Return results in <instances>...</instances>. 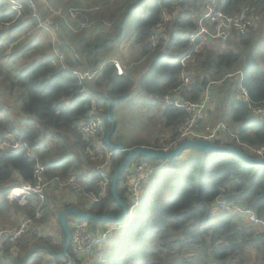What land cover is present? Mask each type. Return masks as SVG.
Instances as JSON below:
<instances>
[{
  "label": "trees",
  "instance_id": "trees-1",
  "mask_svg": "<svg viewBox=\"0 0 264 264\" xmlns=\"http://www.w3.org/2000/svg\"><path fill=\"white\" fill-rule=\"evenodd\" d=\"M90 2L92 12L83 11L79 17L85 23L83 26L78 27L80 23L73 25L76 28H70L67 14L62 11L56 23L50 22L53 28V35H50L47 31L49 26L37 27L39 19L31 17L25 0L21 1L18 17L5 1L0 0V84L8 91L18 92L16 99L22 115H32L37 120L16 131L14 123L0 112V188L14 174L15 183L35 181V166L42 164L45 167L43 176L48 180L58 177L62 181L72 175L79 183V189L73 192L74 202L65 203L60 208L74 207L94 214L120 212L111 196L110 182L99 202L87 201V195L98 196L101 190L102 179L93 166V158L100 154L98 162H102L109 149L106 146L107 149H96L94 140L85 139L75 127V122L87 115L92 99L97 112L106 116L109 98L113 102L110 116L116 129L113 109L129 94L133 80L126 74L117 75L110 61L101 67L98 65L100 53L121 37L131 11L136 18L134 43L140 47L143 56H153L140 81L152 99L169 93L178 85L182 69L180 62L186 55H189L187 61L190 64L186 70L191 85L182 96L190 100L199 99L210 82L221 81L225 76L223 82L226 83L232 73L240 69L242 76L237 87L232 89L229 85L225 92L232 90L234 94V97L225 99L232 128L224 122L228 129L219 133L215 142L234 145L253 156H256V149L264 148V61L252 59V63L249 60L238 63L242 58L236 51L238 45L250 44L253 29L245 34L234 33L235 39L224 46L218 41L214 46H201L196 50L199 41L192 42L187 35L197 29L199 12L191 10L188 4H201L200 0ZM221 5L227 14L239 13L248 6L253 23L264 21V0H224ZM37 6L40 16L45 18ZM87 21L94 24L85 28ZM157 25H162V28L154 43L150 36L157 33ZM65 31L71 33L66 36ZM39 32L46 37L45 44L38 41L25 44V37L20 38ZM54 39L59 42L53 43ZM68 49L71 56L60 59L59 55L62 57L61 53ZM19 60L23 62L18 63ZM73 66L83 68L81 71L100 68L93 85L81 84L72 73ZM101 85L103 88L97 90L98 94L92 91ZM240 87L245 89L248 101L239 97ZM250 106L259 107L260 111L252 112ZM161 110L167 137L152 148H161L174 140L185 116L183 110L173 106H161ZM223 119V114L218 116V121L223 122ZM109 128L110 122L105 118L104 127L96 137L103 140ZM6 134L20 145L12 146ZM48 136L62 146L60 152H54L55 145L46 142ZM133 146L149 147L140 143L125 147ZM110 151L109 181L113 169L124 158L123 152ZM195 151L197 153L181 166L176 158L168 161L169 167L161 170L143 193L135 216H127L119 222L124 224L106 240L108 244L100 255L101 260L92 264H264V232L239 215L213 214L211 209L215 197L223 195L229 202L240 203L253 211L264 223V165H250L228 153ZM138 159L134 157L130 163ZM123 171L117 192L129 206L122 185ZM54 187L59 188L57 185ZM8 190L9 186L1 188L2 194ZM31 197L17 209L25 217L34 218L36 205ZM45 201L43 214L48 210ZM10 206L8 202H2L0 209ZM68 216L71 218L72 214ZM87 221L93 230H98L97 227L104 223ZM60 237L61 243H56L51 236L40 234L38 229L31 227L17 240L4 243L0 264H20L24 255L36 245L60 252L62 235ZM46 255L50 256L45 251H36L25 264H80L77 256L70 254V248L64 257L50 256L48 259Z\"/></svg>",
  "mask_w": 264,
  "mask_h": 264
},
{
  "label": "built area",
  "instance_id": "built-area-1",
  "mask_svg": "<svg viewBox=\"0 0 264 264\" xmlns=\"http://www.w3.org/2000/svg\"><path fill=\"white\" fill-rule=\"evenodd\" d=\"M5 1L9 8L15 11V17H18L21 12L22 0H2ZM31 10V17L38 18V28H46L50 24L47 18H42L37 6V0H25ZM201 10L196 19V30L187 35V38L195 42L202 36H208L211 38H220L226 40L230 33L243 34L253 27V19L248 13V6L244 7L239 13L227 14L223 12L222 6L219 4V0H200ZM60 14H62L60 12ZM68 24L70 28H76L69 21L72 18L78 16V11L70 9L68 13ZM166 19V18H165ZM85 23H81L78 27L83 26ZM157 33L150 36L151 42H156L158 39V32H160L162 25H157ZM189 59V55L184 56L181 59V72L179 75L178 85L169 93L160 96L158 100L162 106H173L177 109H181L185 112L183 122L179 128L178 134L171 142L163 145L161 150H170L178 143L187 139H206L215 142L219 133L228 129L224 122L218 121L215 124L202 128L200 126L201 121L206 117V111L210 105V96L206 90L202 96L197 100H190L184 98L182 93H185L190 89L191 79L186 70L185 63ZM115 73L118 75L123 74V69L120 63L112 61ZM187 64V62H186ZM80 83L85 85L86 80L93 77L94 72L72 70ZM214 83V82H210ZM239 97L244 101H248L247 93L243 87L239 89ZM252 112L260 111L259 107L250 106ZM105 118L97 112V108L94 99L91 100L90 107L87 115L75 122V127L79 130L81 135L85 139L94 140V146L96 149H107L103 144L102 138L98 139L96 134L104 127ZM14 145H20L19 142L13 141L11 135L6 134ZM255 155L264 157V148L256 149ZM111 151H107L106 158L96 167V170L101 176V190L98 196L93 194L87 195V201L89 203L99 202L102 196L106 192V188L109 184L107 168L110 164ZM148 159L139 158L137 161L130 163L123 171L122 185L125 188V195L130 203L128 206V216L130 217V211L135 210L139 205L143 193L151 182L158 176L162 170L161 164L155 162H149ZM45 167L42 164L35 166V181L33 182H18L9 191L10 202H23L25 199L35 196V213L34 218H25L17 227L9 229H0V256L1 251L6 241H15L21 237L28 229L32 227V220L41 218L42 206L45 200L46 190L50 186H59V188H65L70 191H76L79 189V183L72 175L59 181L58 177L48 180L43 176ZM59 182V183H58ZM211 209L213 212H226L236 214L243 217L247 222L258 226L260 230L264 232V223L259 220L253 211L246 209L242 204L236 202H229L223 195L215 197ZM70 226V254L77 256L79 260L91 255L94 249L100 247L111 234L122 226H102L98 230H93L87 220H81L71 217L69 220ZM0 262L2 258L0 257ZM67 264H70L69 262ZM73 264V263H72Z\"/></svg>",
  "mask_w": 264,
  "mask_h": 264
},
{
  "label": "rangeland",
  "instance_id": "rangeland-1",
  "mask_svg": "<svg viewBox=\"0 0 264 264\" xmlns=\"http://www.w3.org/2000/svg\"><path fill=\"white\" fill-rule=\"evenodd\" d=\"M47 7L44 5L42 7V0H37L38 5L40 6V12L42 16L47 18L50 22L56 23L57 17L60 14V12L64 14H67V17L69 16V10L74 8L78 10V14L81 16L82 12L89 9L90 0H82L80 1V4L72 3V0H45ZM76 1V0H75ZM79 1V0H78ZM222 1V0H221ZM44 2V0H43ZM177 4V3H176ZM222 4V3H221ZM190 5V4H189ZM176 6V5H174ZM58 7V8H57ZM191 10H197L199 9L198 3H191L190 5ZM50 9L52 10L50 12ZM201 9V8H200ZM12 10V9H11ZM134 11H131L128 15L125 28L123 31L124 41H129L130 43H134V32H135V15L133 13ZM83 19L81 18V21ZM253 30L252 32V38L253 40L250 42L249 45H238L236 47V51H238L241 55V60L238 63L247 62L249 60V63H252V59L264 61V21H254L253 24ZM57 27V25H55ZM87 26V25H86ZM47 28V27H46ZM53 29V28H52ZM67 31H65L66 33ZM69 35L70 32H67ZM77 33V32H75ZM247 33V31L245 32ZM243 33V34H245ZM122 36V35H121ZM25 37V44L31 42V41H38L39 43L45 44V36L42 32L37 33V35L29 34V35H23L20 38ZM234 33H230L228 38L226 40L220 39V38H211L208 36H202L198 41L199 45L196 48V50H200L201 46L210 47L217 44L219 41L222 46L224 44L229 43L231 40H234ZM59 42V40H57ZM118 41V40H117ZM117 41L111 43L105 50V53H107L108 49L112 46H114ZM201 43V44H200ZM136 45V44H135ZM138 46V45H137ZM139 51L140 47L138 46ZM69 51V49H68ZM102 51V52H103ZM8 52V49H7ZM102 52L100 53V57L102 56ZM9 56V55H6ZM60 56V59L64 60V58ZM153 59V56H145V59H143L141 62H137V60L134 61V64H132L131 68L128 71V75L133 80L132 89L129 92V94L123 99L122 102H119L113 109V116L114 119L117 121L116 130L111 134V139L118 140L124 144H136L140 143L141 145H148L149 147H154L155 143H160L161 141L165 140L167 137V132H165V125L162 117V110H161V102L158 100V96L154 97L152 99V96L147 92V90L140 85V81L143 77V75L148 71L150 67V63ZM188 60V59H187ZM186 60L187 64L188 61ZM22 60H19L18 63H22ZM185 63V66L187 67V64ZM103 59L101 58L99 60V67L103 66ZM112 63V61H111ZM119 63V62H118ZM113 65V63H112ZM123 74L124 73V65L121 63ZM114 68V67H113ZM77 69V68H74ZM100 68H97L94 71V74L97 76ZM115 71V70H114ZM121 74V75H123ZM118 75V74H117ZM224 78L221 81H213L214 83H209L207 91L210 96V105L215 104L213 108L210 107V114L209 118H205L201 121L200 126L202 128H206V126H210L212 124H215L218 122V116L221 115L220 113L225 108V99L226 98H232L234 97V94L232 93V90L228 93L226 92V88L229 86V79L227 80V86L223 82ZM17 91H8L4 88L3 85L0 84V112H2V116L6 118L9 121H12L15 125V130L20 131L23 129L28 123H36L37 120L34 116H28V115H22L20 111V103L16 99ZM225 93V94H224ZM229 94V95H227ZM226 96V97H225ZM209 109V108H208ZM102 111V110H101ZM207 112V111H206ZM229 114V113H228ZM105 118V116H104ZM229 118V115L226 118L224 116L223 122H225L230 128H232V123ZM49 144L55 145L54 152L61 151V147L59 146L58 141L55 139H52L50 136H48L47 141ZM59 151V152H60ZM197 152L194 149H189V152L182 153L179 157L176 158L177 164L180 166L183 165L186 160L191 157L192 155L196 154ZM100 156V154H98ZM96 155L93 158L95 168L98 166L100 162H98L99 156ZM80 160L81 157H80ZM83 161V160H82ZM156 164L162 165V170L169 167L170 163L168 161H161V160H154ZM110 169V167H109ZM80 172V170H78ZM15 177L16 175H12V177L8 180L7 184L3 185L1 188H5L6 186H9L8 192L6 194H2L1 188H0V205L2 202H8L11 206L8 208H2L0 209V229H9V228H15L17 227L25 218V215L22 214L20 210L17 209V206H23L27 203L28 199H25L23 202H10L9 201V191L14 186L15 183ZM17 179V178H16ZM73 191L67 190L65 188H56L53 185L50 186L46 190L45 194V205L48 207L47 212L45 214H41V218L32 220V227L38 229L40 234L49 235L52 237L53 241L56 243H61V237L59 228L57 225L56 220V214L60 207L69 202L73 201ZM33 200V203L35 204V199L31 197ZM44 205V204H43ZM221 212H213V214H220ZM135 210L130 211L131 216H135ZM45 215L46 220L45 225H41L39 227V224H42V217ZM137 221L139 220V217H135ZM31 219V218H30ZM119 226H122L123 224L117 223ZM116 223H103L102 226H116ZM38 225V228H37ZM61 230V229H60ZM108 241H105L100 247L94 249L98 250V253L103 251H106ZM46 257L49 259L50 256L46 255ZM101 260L98 258H90V256H86L85 259L80 260V264H92L94 261ZM51 264V263H50Z\"/></svg>",
  "mask_w": 264,
  "mask_h": 264
},
{
  "label": "water",
  "instance_id": "water-1",
  "mask_svg": "<svg viewBox=\"0 0 264 264\" xmlns=\"http://www.w3.org/2000/svg\"><path fill=\"white\" fill-rule=\"evenodd\" d=\"M107 99L109 100V106L106 110L105 118L110 122V128L103 137V143L109 150L121 151L124 153V158L119 164H117L110 175V193L113 200L120 207V212L118 214H94L74 207L61 208L57 213V220L61 229L62 250L60 252H55L48 247L36 245L24 255L20 264H25L28 258L38 250H43L49 253L53 258L64 257L68 255L71 241L69 214H72V217L74 218L93 222L118 223L123 221L128 215V206L118 194L117 184L120 174L129 165L134 157L148 160H161L165 162L177 158L187 149H194L201 151L203 154H207L209 152L228 153L238 156L250 165H264V157L249 155L231 144L221 145L206 139H187L178 143L172 149L167 151L147 146H133L126 148L122 144L114 142L110 137L115 129V123L112 122L110 116V109L113 106V102L109 98Z\"/></svg>",
  "mask_w": 264,
  "mask_h": 264
},
{
  "label": "crops",
  "instance_id": "crops-1",
  "mask_svg": "<svg viewBox=\"0 0 264 264\" xmlns=\"http://www.w3.org/2000/svg\"><path fill=\"white\" fill-rule=\"evenodd\" d=\"M80 1H82V0H72L71 2L72 3H75V4H80L81 5V3H80ZM223 1L224 0H220V3H223ZM42 7L45 5L46 7H47V4H46V1L44 0V2H43V0H42ZM191 3H194V2H191ZM191 3H190V5H191ZM195 4V3H194ZM189 5V4H188ZM189 5V6H190ZM178 7V6H177ZM176 7V8H177ZM199 7L201 8V6L199 5ZM58 8V7H57ZM197 9V12H200V10L201 9ZM92 10L93 9H88V10H85V11H90V12H92ZM52 10L50 9V12H51ZM82 16V15H81ZM80 15H78L76 18H72V19H70L69 21L71 22V24H73V25H78V24H80V23H82V22H84V21H80L79 20V17H81ZM92 24H94L93 22H91V23H89L88 24V21H87V26L85 25V28L86 27H90V26H92ZM49 26V28L47 29V31H48V33L50 34V35H53V30H52V28H51V25L49 24L48 25ZM66 27V26H65ZM67 28V27H66ZM68 29V28H67ZM69 30V29H68ZM67 32H69V31H67ZM66 32V34H68ZM71 33V32H70ZM57 42V40L56 39H54L53 40V43H56ZM66 44H69L66 40L64 41ZM62 54V58H66V57H70L71 55L69 54V51L68 50H66L65 52H63V53H61ZM102 56L103 57H101L102 59H103V62H111V61H117V62H119L120 64L122 63L123 65H124V73L126 72V75H128V71H129V69L131 68V66H132V64H134V61L135 60H137V62L139 63V62H141L143 59H145V56H143L141 53H140V51H139V48H138V46L137 45H135V44H133V43H130L129 41H127V42H125L124 41V36H123V34H122V36L119 38V40L117 41V43L114 45V46H112V47H110L109 49H108V51H107V53H105V51H103L102 52ZM73 69L74 68H77V69H74V70H79V71H81V70H83V68L82 69H80L79 67H77V66H73L72 67ZM89 70V72H94V71H92V70H90V69H88ZM124 75V74H123ZM241 76H242V70H237V71H234L233 73H232V75H231V77L229 78V85H232V89L234 88L235 89V86L237 87V83H238V81H239V79L241 78ZM95 77H96V75L94 74L93 75V77L91 78V79H89V80H86V83H88L89 84V86H91V85H93V82L95 81ZM225 85L227 86V81H226V83H225ZM103 87H102V85H101V87H99V86H95L94 87V89H92V91L94 92V93H97V90H99V89H102ZM237 91V90H236ZM238 93V92H237ZM98 94V93H97ZM225 94V93H224ZM238 96V95H237ZM226 105H225V108L220 112V113H222L224 116H225V118H226V121H227V117H228V115H229V118H230V114H228L229 113V106H228V104L227 103H225ZM215 106V104H211V106H209V109L207 110V112H206V117L205 118H209V114H210V107L211 108H213ZM229 122V121H228ZM231 122V121H230ZM229 122V123H230ZM116 130V129H115ZM99 139V138H98ZM113 141L114 142H117V143H120V144H122L124 147L125 146H131L132 144H124V143H122V142H120V141H118V140H114L113 139ZM7 145H9V144H7ZM185 153H187V152H189V149H187V150H185L184 151ZM183 152V153H184ZM15 175V174H14ZM47 219V218H46ZM46 219H42V224H39V227L42 225H45V221L44 220H46ZM56 222H57V225H58V228H59V232H60V236H61V230H60V226H59V223H58V220H57V217H56V220H55ZM102 227V226H101ZM100 227V228H101ZM34 228V227H33ZM37 228H38V225H37ZM99 228V226L97 227V229H100ZM34 229H36V228H34ZM38 231H40L39 230V228H38ZM38 251H43V250H38ZM103 254V251H101V252H99L98 253V250H94L93 251V253L91 254V255H89L90 256V258H98V259H101V257H100V255H102ZM86 258V257H85ZM84 257L83 258H81V259H85ZM50 259V258H49ZM256 260H257V255H256ZM51 264H53V263H51Z\"/></svg>",
  "mask_w": 264,
  "mask_h": 264
},
{
  "label": "clouds",
  "instance_id": "clouds-1",
  "mask_svg": "<svg viewBox=\"0 0 264 264\" xmlns=\"http://www.w3.org/2000/svg\"><path fill=\"white\" fill-rule=\"evenodd\" d=\"M219 4L221 5V3H220V0H219ZM222 6V5H221ZM128 216V215H127ZM129 217V216H128Z\"/></svg>",
  "mask_w": 264,
  "mask_h": 264
}]
</instances>
